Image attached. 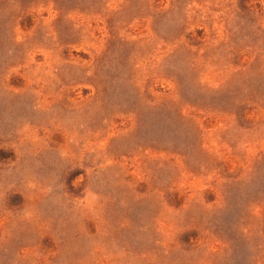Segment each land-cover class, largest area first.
<instances>
[{"label":"rangeland","instance_id":"1","mask_svg":"<svg viewBox=\"0 0 264 264\" xmlns=\"http://www.w3.org/2000/svg\"><path fill=\"white\" fill-rule=\"evenodd\" d=\"M0 264H264V0H0Z\"/></svg>","mask_w":264,"mask_h":264}]
</instances>
